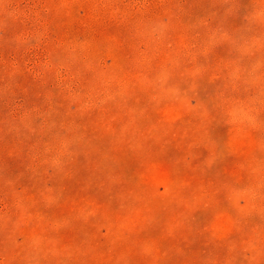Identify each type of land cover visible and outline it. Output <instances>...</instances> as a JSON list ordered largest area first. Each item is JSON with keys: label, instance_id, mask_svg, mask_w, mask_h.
I'll list each match as a JSON object with an SVG mask.
<instances>
[{"label": "rangeland", "instance_id": "374dc122", "mask_svg": "<svg viewBox=\"0 0 264 264\" xmlns=\"http://www.w3.org/2000/svg\"><path fill=\"white\" fill-rule=\"evenodd\" d=\"M0 264H264V0H0Z\"/></svg>", "mask_w": 264, "mask_h": 264}]
</instances>
